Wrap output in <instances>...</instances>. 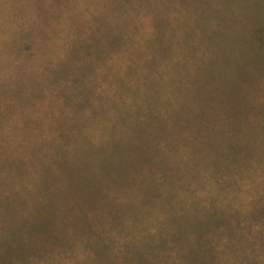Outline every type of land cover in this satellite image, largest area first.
<instances>
[{"label": "trees", "instance_id": "1", "mask_svg": "<svg viewBox=\"0 0 264 264\" xmlns=\"http://www.w3.org/2000/svg\"><path fill=\"white\" fill-rule=\"evenodd\" d=\"M75 1L0 0V39L23 35L1 76L35 79L39 96L27 141L5 148L25 168H0V264L31 249L28 264H124L136 140L142 186L133 170L125 196L140 197L142 264H264V0H78L95 2L82 40ZM241 51L263 68L234 130L211 90ZM52 238L67 248L46 255Z\"/></svg>", "mask_w": 264, "mask_h": 264}, {"label": "rangeland", "instance_id": "2", "mask_svg": "<svg viewBox=\"0 0 264 264\" xmlns=\"http://www.w3.org/2000/svg\"><path fill=\"white\" fill-rule=\"evenodd\" d=\"M77 1L73 5L72 19L74 36L81 39L80 33L87 31L91 34L94 31L95 24V10L94 3L88 4L86 7L77 6ZM131 0H124V7L129 6ZM209 0H207V3ZM168 5L173 9L176 8L174 0L168 2ZM141 0H132L131 7L139 11L143 8ZM6 28L4 30V37L0 39V65H2L9 57L19 56V47L23 35H21V28ZM247 58L244 53L235 57L222 58L219 61L220 70H217V76L212 85V93L215 94L214 102L221 106L223 111L230 117V123L233 124V129H236V123L247 122L248 117L256 112V107L250 104L249 95L255 88L256 76L255 71L258 72V64L254 61L245 60ZM264 69V68H263ZM3 68H0V155H9L7 159L0 157V168L7 164L8 169L25 168L19 164L17 157L14 155L13 149L7 151L6 146H13L16 142L26 140L29 137L30 127L35 121L33 117V106L36 107L39 96L36 97L34 88L36 87V80L27 79L25 76H15L13 78H6L1 76ZM41 97L45 94L42 89ZM45 107V106H44ZM45 109L43 108L42 118H44ZM231 128V127H230ZM23 139V140H22ZM138 147L135 148V145ZM140 141L136 140L129 144H124V264H142V252L138 246L132 244L136 239L132 237V230L139 227V210L140 197L138 199L132 196L128 198L125 196L127 191H132L139 183L141 186V155L139 150ZM12 151V152H11ZM135 170L137 174L136 182L130 180L129 175ZM41 247L46 255L50 252L59 253L61 250H55L57 240L55 238L48 239ZM41 246V245H38ZM49 249V250H48ZM27 252L36 254V249H31ZM14 260H18L13 264H28L29 257L22 252H10Z\"/></svg>", "mask_w": 264, "mask_h": 264}]
</instances>
